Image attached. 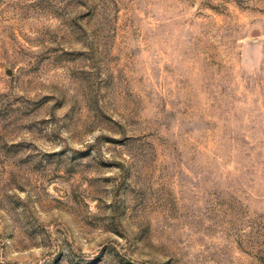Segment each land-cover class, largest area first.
Segmentation results:
<instances>
[{
    "label": "rangeland",
    "instance_id": "374dc122",
    "mask_svg": "<svg viewBox=\"0 0 264 264\" xmlns=\"http://www.w3.org/2000/svg\"><path fill=\"white\" fill-rule=\"evenodd\" d=\"M0 264H264V0H0Z\"/></svg>",
    "mask_w": 264,
    "mask_h": 264
}]
</instances>
